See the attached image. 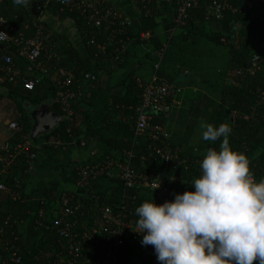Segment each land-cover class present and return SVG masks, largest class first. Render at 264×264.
Returning a JSON list of instances; mask_svg holds the SVG:
<instances>
[{
	"label": "trees",
	"instance_id": "trees-1",
	"mask_svg": "<svg viewBox=\"0 0 264 264\" xmlns=\"http://www.w3.org/2000/svg\"><path fill=\"white\" fill-rule=\"evenodd\" d=\"M36 1L38 0H28L27 4L17 5L14 4L13 0H3L0 3V16L9 20L18 31H24L26 35L32 36L37 30L49 33L47 25L40 20L36 21L31 14L30 6ZM215 1L220 4L226 3L229 6V8L221 12L219 18L209 16V9ZM249 3H253L252 8L241 14L233 13L230 9V7L240 9ZM137 6L142 9L143 14L147 18L163 15L173 9L168 5H164L163 9L160 8V5H152L146 8H143L142 5ZM45 10L61 19H73L81 31L84 49L88 50L91 58H97L98 62L103 61L104 57L114 52L131 35V32L126 28H122V33L116 31L118 27L111 29L107 33L105 31L95 32V30L87 27L79 14L68 11L61 12V7L58 4L49 3L45 6ZM120 23L121 21H118L117 26ZM26 27H28L27 30H25ZM105 34L112 36L107 41L109 43L104 40L103 36ZM92 38H95V45H89V41ZM167 44L168 49L159 71L160 77L174 83L176 80H181L182 67L191 72L208 71L210 69L211 83L207 86L208 95L216 99V101H210L211 99L204 95L206 99L204 102H209V104L205 105V111H207V107H211L213 113H215L216 127L222 123L231 127L230 146L233 150L246 154L251 161V171L254 173L257 182L260 179H264V69L260 71L251 69L254 57L258 56L264 62V0H200L199 6L189 11L185 24L174 36L168 39ZM97 45L106 47V54L101 50L99 51ZM155 51L147 55L151 62L152 70L157 62ZM57 52L58 55L61 54L59 50ZM61 57V60L55 59L49 64L58 65L63 69L75 66L76 68L73 69L72 73L78 81L82 79L84 74L89 73L88 63L78 57L76 50L67 49L66 52L61 54ZM43 59L44 57L42 56L41 61ZM229 80H232L236 85H230L227 82ZM91 84L96 86L98 81ZM42 86V83H40L33 91H27L22 86L14 85L0 78V100L6 99L9 101V105L13 107L11 116L21 128L19 132L11 131L12 135L3 144L8 142L15 147L20 143H24L26 137L28 141H31L29 137L33 123L27 106H38L43 102L52 100L54 103L53 111L57 115L63 116L59 104L50 98L47 92L43 91ZM125 90L130 95V98L114 97L111 107L114 108L113 106L118 105L120 106L118 111L124 118H135V110L141 101L142 88L139 87L137 79H134L125 86ZM195 107H193L194 112L190 108L193 113L192 117H194V114L201 113V109L197 110ZM81 116L76 110L73 123L63 120L50 134L39 137L34 141L47 139L53 143L52 146H56L58 149L71 143L75 137L83 136L81 137L82 139L87 136L98 138L99 135L98 132L96 133L95 128H89L88 133H83L81 123L84 118ZM107 117V115L104 116L96 124V126L100 124L98 126L99 130L107 129L111 124ZM166 123L167 120L162 116H155L153 119L154 125L166 126ZM117 124L120 127L123 126L120 125V122H117ZM132 124H134V119ZM101 137L103 136L101 135ZM101 137H99V141L105 144L104 155L116 153L124 155L129 151H133L135 169L140 172L149 170L139 162L140 156L145 152L146 142L141 141L139 145L133 146V130L131 135L128 136H108L105 141H102ZM221 141L222 138L215 143L209 142L205 150L207 151L209 148L219 150ZM171 145L176 152L188 158L191 162L196 158L203 159L204 157L194 155V153L188 155L181 152L180 146L177 147L175 143L174 145L171 143ZM2 153L0 152V155L3 156L4 153ZM31 153H36L33 144L27 150L17 154L11 165L0 175V183L20 194L19 200H12L10 195L0 192V197L6 198V204L0 200V264H12L11 259L14 253L18 257L23 254L31 255V261L28 264H53L56 255L61 250L55 231L53 229L47 230L43 223L38 225V221L42 220H40L38 214L32 216L33 208L25 201L24 185L27 183L29 172L37 159L36 156L35 160H31L29 158ZM157 168L159 170H156L161 172V176H174L176 179L181 180V187L186 192L195 191L191 184L201 175L200 168L195 164H189L186 168L180 167L176 170ZM131 193L134 192L132 191ZM70 196L68 194L61 197L63 201L61 198L55 201L52 197H47V205H40L45 211L46 206L49 207L47 209H50L46 211L47 215L46 212L44 213L45 218L50 220L53 215L51 212H54L55 206H58V209L59 206L61 208L64 207L65 202H68L67 198ZM123 196L124 190L120 181L116 178L104 177L94 184L92 191L87 193V197H84V194H77L75 200L69 203H80L83 207V212H85V216H81L79 213L71 221L78 220L80 228H83L84 225L94 227L97 224V216H94V202L97 200L102 205L111 206L117 205L124 200L129 207H134L135 203L126 197V194L125 199ZM143 202L141 198L139 205H142ZM57 211L59 212V210ZM19 225L25 226L26 233L22 234L19 231ZM133 251L134 247H127L125 252L128 255L119 264H130L133 258Z\"/></svg>",
	"mask_w": 264,
	"mask_h": 264
},
{
	"label": "built area",
	"instance_id": "built-area-1",
	"mask_svg": "<svg viewBox=\"0 0 264 264\" xmlns=\"http://www.w3.org/2000/svg\"><path fill=\"white\" fill-rule=\"evenodd\" d=\"M46 4L54 3L61 7V12L79 14L89 29L105 31L118 27L116 31L129 29L131 23L111 6L107 0H45ZM143 8L152 5H168L173 8L171 37L185 24L190 10L199 6L200 0H131ZM3 0H0L2 3ZM253 3H249L240 9L231 8L233 13H243L251 9ZM229 8L225 4L214 2L209 9V16L220 17L222 11ZM118 21H121L117 26ZM28 27L25 28L27 30ZM118 32V33H119ZM51 38L50 33L37 30L34 35H26L24 31H18L16 27L7 19L0 16V78L9 81L14 85L22 86L27 91H33L40 83L37 77L22 76L16 68L13 57L5 54L6 49H13L19 57L27 61L35 70H43L41 57L47 50L46 47ZM112 38V36L110 37ZM152 38L149 31L140 34V40L147 41ZM109 41V40H108ZM109 43V42H107ZM121 44V42H120ZM89 45H95V38L89 41ZM106 45V44H105ZM97 49L106 54V47L97 45ZM168 45H162L155 51L157 62L154 65L151 76L147 81H137L142 88L141 101L136 108V116L132 127L134 137L133 146L139 145L141 141L146 142L145 152L140 156L139 162L145 166L147 171H138L134 167L135 155L133 151L113 155H103L101 159L94 163L80 164L75 169L76 186L84 192V197L92 191L96 182L104 177L116 178L123 186L124 196L130 198L135 203L134 207H129L124 200L119 204L102 205L98 200L94 202L95 215L97 216L94 227H79V221H71L73 217L80 213L85 216L83 207L78 204H69L75 200V195L67 198L65 206L59 210V214L48 220L45 214L39 213L40 220L47 230L53 229L58 237L60 252L56 255L53 264H119L128 255L127 247L142 244V236L137 231L136 222L138 217L135 209L139 207V201L155 202L162 205L165 202L173 201L176 194L185 193L181 187V180L174 176H161L157 167L163 169L176 170L180 167H188L189 164L199 165L198 162H191L183 157L171 145L170 134L163 125H154L155 116H162L168 120L173 111L176 98L183 94L182 87L160 77L163 60L165 58ZM124 50L122 43L112 54L121 53ZM117 59V57H115ZM259 57H254L252 66L257 67ZM258 68L255 69V71ZM240 74V73H238ZM82 81L93 83L97 77L92 74H84ZM79 80V83H81ZM77 81L73 73L65 70L58 71L56 103L59 104L64 120L73 123L75 118L74 104L80 92L74 88ZM9 130L19 132L21 130L17 122L9 124ZM24 143L13 147L5 142L0 147V175L11 165L17 154L27 150L32 143L25 138ZM85 146V143H81ZM2 153V154H3ZM36 153L29 154L31 160L36 159ZM199 161V160H198ZM197 163V164H196ZM159 170V169H158ZM134 193H131V192ZM0 192L10 195L12 200H19L20 194L9 189L5 184L0 183ZM93 193V192H92ZM131 193V195H130ZM143 202V203H144ZM11 263L21 264V257L13 254Z\"/></svg>",
	"mask_w": 264,
	"mask_h": 264
},
{
	"label": "crops",
	"instance_id": "crops-1",
	"mask_svg": "<svg viewBox=\"0 0 264 264\" xmlns=\"http://www.w3.org/2000/svg\"><path fill=\"white\" fill-rule=\"evenodd\" d=\"M107 2L117 9V11H119V13L131 23V27L127 29L131 32V35L124 43L123 52L119 54H112L111 52L109 56L104 57L103 61L100 62H98L97 58H91L88 54V50L84 49L82 34L78 29L77 23L70 18L61 19L56 15L49 14L45 10V7L39 15L38 21L40 20L47 25L51 38L48 43L49 47L47 45V50L43 55V70H35L29 63H27V61L19 57L13 49H6L4 52L13 57L16 68L20 71L22 76L39 78L43 85V91L47 92V95L56 101L58 71L65 70L68 73H72L73 69L76 67L72 66L63 69L58 65H51L49 63H52L55 59L61 60V54L66 52L67 49L71 48L76 50L78 57L88 63L90 68L89 74L97 77L98 84L94 86L85 81H82L81 83L76 82L74 88L77 92H80V94L77 96V100L74 104L75 114L77 110L84 118L81 123V130L83 133H88L89 128H95L99 137H101L103 131H107L99 130L98 126L100 124L96 126L104 116H108L107 119H109L108 121L110 123L121 122V120L124 119L120 111H118L120 106L115 105L113 106L114 108L111 107L114 102L113 98L122 96L123 98L129 99L130 95L125 90V86H127L131 80L137 79V81H147L151 76L153 70L147 55L151 54V52L157 50L162 45H168L167 41L171 37V33L169 34V32L172 27L173 17V9L163 15H155L153 18H147L143 14L142 9L138 8V6L131 0H107ZM160 8L163 9L164 7L160 5ZM145 30L152 34V38L147 41H142L140 40V34L146 32ZM103 37L104 40H106L105 42H107L111 36L105 34ZM0 50H3V48H0ZM57 50L61 52L60 55H58ZM115 57H117V59H115ZM206 71L207 70L192 72L195 78L191 80V83L190 81L188 82L190 83L189 87L192 90V94L195 92V95L193 94L194 96L191 94L192 97H190L191 99L188 102L191 103V106L192 104L196 106L195 109H201V113L194 114L192 125L195 126V123H198L201 120L200 117L203 118L202 113L206 107L205 105L209 104V102H204L206 99L204 98L205 93L203 94L202 90L205 85L209 86L211 83L210 78L203 79V74L206 73ZM189 72L190 71L188 70L186 74ZM180 79L181 80H176L174 84L180 86L179 83L184 81L183 74ZM195 79L199 84V87H202V93L195 88ZM206 95L211 99L207 100L216 101V99L208 94ZM182 96H184V94L176 98L174 105H181L183 103V100H179ZM46 102L52 104L53 111V101L48 100ZM191 128V132L193 129H197L194 126H191ZM112 132L113 135L114 133H117L118 130H112ZM81 137L83 136L75 137L71 143L62 147L58 146V149L56 146H52L53 143L50 140L39 139L35 142L29 137L31 140L30 142H34L32 144L36 149L37 159L35 164H33L32 170L29 172L28 181L24 185L23 191L25 201L33 208L32 216L39 213L44 214L46 211L50 210L47 209L49 208L48 206H46V211L40 206L41 204L47 205V197H52L57 201L68 194L75 196L77 194H84V192L76 186L75 169L80 164L94 163L98 161L104 155L105 150L100 149L99 147L101 143L98 139L99 137L87 136L85 139H82ZM116 137H121L120 133H118ZM83 142L85 143V146H81V143ZM182 143L183 140H180L177 142V145L182 148L185 146ZM61 199L63 201V198ZM57 210H61V207L59 206L58 209V206H55L54 212H51L53 214L51 216L52 219L59 214ZM20 226L22 225H19V229ZM23 227L25 226L23 225ZM19 231L21 232V229ZM21 233H26V228L25 230L22 229ZM140 245V253L135 255L133 251V258H139L137 264H147L149 258L147 259L145 257L147 252L144 253L143 251L154 252V247ZM21 260L23 264H28L31 261V255L23 254Z\"/></svg>",
	"mask_w": 264,
	"mask_h": 264
},
{
	"label": "clouds",
	"instance_id": "clouds-1",
	"mask_svg": "<svg viewBox=\"0 0 264 264\" xmlns=\"http://www.w3.org/2000/svg\"><path fill=\"white\" fill-rule=\"evenodd\" d=\"M200 127L204 141H222L207 149L195 191L142 203L135 232L160 264H264V179L257 182L249 158L230 146L228 124Z\"/></svg>",
	"mask_w": 264,
	"mask_h": 264
},
{
	"label": "rangeland",
	"instance_id": "rangeland-1",
	"mask_svg": "<svg viewBox=\"0 0 264 264\" xmlns=\"http://www.w3.org/2000/svg\"><path fill=\"white\" fill-rule=\"evenodd\" d=\"M169 34H170V32H169ZM256 68H258V70H256V71H260L261 69H264V62L261 61V59H259L257 67L252 66L251 69L253 71H255ZM181 70H182V73L184 75V81L179 83V85L183 89L184 96L180 97L179 100L180 101L183 100V103L181 105L180 104L174 105L173 111L171 112V114L167 120V123H166L167 131L170 134L171 143L173 145H174V143H176V145H177L178 141L183 140L182 144L185 146L182 147L183 149L181 147L179 148L183 151V153H186L188 155L194 153V155H199L200 157H203L206 153L205 149H206L209 142L204 141L202 139L203 129H201L200 125L207 123V124H212L213 126L216 127L215 113H213V110L211 109V107H207V111H205V109H204V111L202 113L203 118L200 117L201 120L198 123H195L196 126L192 125V123H193L192 120L194 119V117H192L193 113L190 110V108L193 109L194 105L192 104V106H193L192 107L191 103L188 102L191 99L190 97H192L191 96L192 90L190 89L189 84L191 83V80L193 78H195V76H194V74H192L191 71L188 74H186L188 69H185L182 67ZM209 70L210 69H208V71L203 74L204 75L203 79L209 78V76H210ZM210 79H211V76H210ZM189 81H190V83H188ZM195 82H196V79H195ZM227 82L230 85H236L232 80H229ZM195 88L198 89L200 93H202V91H201L202 87H199V84L197 82H196ZM202 90H203V94L205 93V95L208 94V92H209L207 85H205L204 89H202ZM8 102L9 101L6 99L0 100V146L5 140L10 138V136L12 135V132L8 128H9V124L11 122L15 121V120H13V118L11 116V113L13 111V109H12L13 107H11ZM194 111L195 110L193 109V112ZM132 123H133V118H131V117L124 118L121 120L120 125H123L122 127H120L116 122H111V125H109L108 129H104L107 131H103L101 134L103 136V137H101L103 139L102 141L107 140L108 136L116 137V135L118 133H120L121 137L124 135H127V136L131 135L132 126H133ZM191 126H194L197 129L196 130L193 129V131L191 132V130H192ZM112 130L113 131L118 130V132L114 133L112 135V133H113ZM104 145H105L104 142H101L99 145L100 149L105 150ZM177 147H179V146L177 145ZM194 161H196V162H198V164H200L202 159L196 158ZM197 166L199 167V165H197ZM0 200L2 203L6 204V198L5 197L4 198L0 197ZM4 207H6V205H4ZM50 219H52V217H50ZM20 229L22 232V229L25 230V227H23V225H22V226H20ZM140 246H141L140 244L134 245V254L135 255L140 253L139 252V249L141 248ZM143 252L144 253L147 252L146 256H145L147 259L149 258V260L147 261V264H160V262L157 260V257L155 254V249H154V252L146 251V250H144ZM148 256H150V257H148ZM138 259L139 258L136 259V257H134L132 260L133 262H131L130 264H137Z\"/></svg>",
	"mask_w": 264,
	"mask_h": 264
},
{
	"label": "water",
	"instance_id": "water-1",
	"mask_svg": "<svg viewBox=\"0 0 264 264\" xmlns=\"http://www.w3.org/2000/svg\"><path fill=\"white\" fill-rule=\"evenodd\" d=\"M45 0H38L30 6L32 16L38 21V17L45 7ZM2 49L3 46H0ZM32 117V129L30 138L35 140L39 137L50 134L61 122L64 117L58 116L52 111V104L49 102L43 103L38 107L27 106Z\"/></svg>",
	"mask_w": 264,
	"mask_h": 264
}]
</instances>
